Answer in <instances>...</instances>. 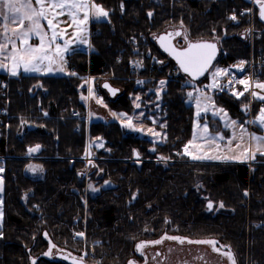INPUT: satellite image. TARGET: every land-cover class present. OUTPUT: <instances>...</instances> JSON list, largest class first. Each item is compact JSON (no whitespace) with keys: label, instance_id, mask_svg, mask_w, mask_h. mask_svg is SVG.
Instances as JSON below:
<instances>
[{"label":"trees","instance_id":"trees-1","mask_svg":"<svg viewBox=\"0 0 264 264\" xmlns=\"http://www.w3.org/2000/svg\"><path fill=\"white\" fill-rule=\"evenodd\" d=\"M94 2L110 15L106 20H92L89 53L68 56L69 70L75 76L1 74L7 86L1 99L6 114L0 155L8 157L0 160L4 168L0 264H32L33 260L36 264H68L56 258L55 253L43 255L49 251V242L56 246L52 252L83 256L91 263L127 264L136 255V243L164 235L214 238L229 248L235 264H264V156L257 155L255 164L248 166L239 162L192 161L182 155L183 145L191 136L194 107L188 101L187 86L167 78L174 63L154 40L156 34L178 29L182 22L189 40L218 42L216 64L223 66L248 53L246 37L242 36L248 20L238 11L250 3ZM150 11L151 17L147 15ZM233 12L237 21L228 19ZM257 25L264 27L259 20ZM154 56L160 58L159 62L150 64ZM137 61L142 65L137 66L140 76L148 73L149 65L154 70L149 72L156 77L154 82L145 81L144 85L157 84L158 77L166 78L160 98L161 121L166 126H158L165 132L164 141L154 143L147 136L127 131L116 120L93 118L87 127L83 123L80 130H74L77 120L71 112L85 111L81 96H86L87 73L99 75L108 67L115 71L119 80L114 82L125 84L127 93L114 100L103 99V103L111 110L132 111L128 86L136 81L123 77ZM205 79L206 76L199 82ZM213 95L216 105L245 121L247 116L241 107L247 96L237 98L217 90ZM256 103L253 100L254 106ZM97 137L102 138L104 146H89ZM37 144L41 145L37 157H26L28 148ZM133 149L140 153L139 163L132 155ZM86 150L94 158L92 165L83 160ZM160 156L167 160L160 161ZM32 162L43 171L39 177L27 173ZM88 184L96 186L98 192H91ZM209 201L213 203L211 211L207 209ZM220 203L223 208H219ZM78 232L84 236L76 237ZM90 248L98 258L91 256Z\"/></svg>","mask_w":264,"mask_h":264},{"label":"snow or ice","instance_id":"snow-or-ice-1","mask_svg":"<svg viewBox=\"0 0 264 264\" xmlns=\"http://www.w3.org/2000/svg\"><path fill=\"white\" fill-rule=\"evenodd\" d=\"M249 3L258 5V16L261 21H264V0H249ZM124 10V5L121 3V11ZM253 9L249 8L244 10L241 15L249 14ZM69 18V27L73 28L72 40L65 39L67 29L58 30V25L60 23L59 18L65 16ZM110 13L102 5L97 4L94 0H0V70L6 71L9 75L15 77L20 74L22 70L24 73H53L61 72L67 75L75 76V72H66L64 54L69 51L70 44H87V24L91 19L97 21L102 19H107ZM149 17L153 15L150 11L147 13ZM51 17V18H49ZM229 20L237 21L238 17L233 12L228 16ZM47 22V29L51 32V36H48V31H45L44 26L41 21ZM13 25V27H10ZM180 28L183 29V23L181 22ZM251 29H246L245 33L250 34ZM186 41H188L187 30H175L173 32H168L164 35H160L157 39L161 43V47L165 51L169 52L170 55H174L177 63L185 73L195 80L198 76H203L206 72H209L213 67L212 62L216 57L217 45L216 43L210 41H197L188 42L187 47L182 50H177L171 45V38L182 36ZM31 36H36L39 38V44L33 46L29 43ZM64 40L63 45L57 43V40ZM19 42V43H18ZM54 46V47H53ZM136 66H142L139 61L134 62ZM162 63V62H161ZM245 61L241 60L238 64L232 67L239 71H242L245 66ZM212 82L206 86L207 89H221L232 88L233 85H241L242 90H232L231 94L237 98L245 96V94H250L254 100L261 101V107L253 120L247 121L248 124H257L261 129H264V81L252 80L251 77H245L244 79H230L227 84H222L220 78L223 76L230 75L229 68H214L210 73ZM95 79V78H90ZM86 81V83H90ZM137 83H144L143 81H137ZM187 83H191L188 81ZM166 84L165 80L159 82V88L156 91L157 99L160 98L161 91L164 89ZM39 86V85H38ZM107 88L113 95L116 94L118 89L111 88L107 83L103 85ZM259 90V91H257ZM32 91V89H29ZM196 93V115L200 116L201 112L212 111L214 116H219V119L224 122L226 128H231L233 130V136L229 140L228 145H226L227 153L225 154L224 148L219 144L218 141L223 140L224 137L220 133L212 135L209 130V125L205 122L202 126L197 122L193 125V136L192 139L184 145L182 155L190 157V159L196 160H220V161H238L246 162L249 160H255L257 155L264 156V134L257 135L254 132H249L244 124L236 120H232L228 117V113L222 109L217 108L215 103H209L212 101V97L207 95L201 89H194ZM194 92H189L187 95L192 98ZM81 99L87 102L89 99H95L97 104H103L102 99H97L93 87H88V95L81 96ZM140 97H135L134 107L140 108V104L136 103L139 101ZM249 109V104L244 105V110ZM47 115V113H45ZM92 112H89V117L93 116ZM110 115L114 119L121 121V126L123 128L131 129L133 131L142 132V128L135 127L133 124L134 117L129 116L127 113H116L110 112ZM144 116V113L140 114ZM135 119H139L136 117ZM22 123H25L22 121ZM155 123V121H153ZM166 125H160L164 128ZM237 128L239 129V134H236ZM147 132L153 137L154 143L162 139L161 133L156 132L154 129L149 128ZM200 140L203 143L197 144L196 141ZM247 140V146H245V141ZM235 142V148L231 147V144ZM91 144H95L97 147H103L102 138L97 137L95 141H91ZM41 148V145L37 144L35 146L28 148V154L31 155L36 153ZM207 149V151H205ZM155 147L151 151H155ZM91 155L90 152L86 150V156ZM133 157L136 158V162H140V153L136 150H132ZM160 161H166L167 158L160 156L158 157ZM89 165H92V160H88ZM28 170L36 173L37 171H42L38 165H29ZM4 172L3 166H0V173ZM83 175V173H81ZM105 183H109L105 181ZM89 189L92 191H98L91 184H89ZM4 190L3 176L0 175V193ZM248 193L245 192V195ZM136 194H133V199H135ZM3 199L0 198V220L3 219L4 213L2 210ZM224 204L220 203L219 208H223ZM207 209L209 211L213 210V203L209 201L207 204ZM77 236H84V233L78 232ZM47 236V233H45ZM0 237H3V232L0 231ZM165 239L177 241L181 244L195 243V244H206L211 245L213 251L219 252L220 249L216 247L218 243L215 240H191L185 237L179 236H169L164 235L160 239L148 242H139L135 245V251L144 255V248L148 244H161ZM50 243L49 251L43 253L45 256L51 255L52 249L55 245ZM225 247V246H222ZM222 255L226 256L232 264H235L233 255L231 251L223 252ZM159 255V253H157ZM67 258V257H65ZM84 257L81 256L79 261L77 258L73 257V264H83ZM32 264H36L35 260ZM128 264H136V261L129 260ZM145 264H147V258H145Z\"/></svg>","mask_w":264,"mask_h":264},{"label":"rangeland","instance_id":"rangeland-1","mask_svg":"<svg viewBox=\"0 0 264 264\" xmlns=\"http://www.w3.org/2000/svg\"><path fill=\"white\" fill-rule=\"evenodd\" d=\"M248 5H252V6L257 8V5H255L253 3H250ZM102 20H104V19H102ZM102 20H99V21H102ZM94 21H95V19H94ZM190 40H193V39H190ZM245 41L247 42V46L249 47L250 39H249L248 36H246V40ZM176 44L181 46L183 44V40L181 38L177 39ZM254 44L257 46V40L254 41ZM159 59H160L159 57L154 56L153 58H151L149 60V63L150 64H152L153 62L157 63V62H159ZM239 59L240 58H236V59L232 60L231 63H236ZM224 66L229 68V67H231L233 65L228 63V64H225V65L222 66L220 64H216V62H215V64H213V67L210 69V71L206 73V75H205L206 79L204 80V82L207 85H209L212 82V78H211V75H210L211 71L214 70V68H225ZM133 68L136 69L135 72H132ZM153 71L154 70L151 69V66L149 65L148 66V73L145 76H140V74L138 73L137 66L135 64H133L131 66V70L127 73L126 76L123 77L125 80H130L131 79L133 81H136L135 85L131 84L130 86H128V89L130 90V92L128 93V96H129V98L131 100V103L133 104V108H132L131 112H126V111H120L119 112V111H116V110H111L107 106L105 107L103 105L97 104L95 99H89L88 100L89 111H88V108H85V113L87 114V112H88V114H89V112H92L94 115H93V117L92 116L89 117L87 123H89V121H91L93 118H95V119L102 120V121L103 120H106V121H108V120H116V121H118L121 124V121L118 120V119H114L110 115V112H116V113L123 112V113H127L129 116H133L134 117L133 124L135 125V127L143 129L142 132H138V133L144 135L145 137L147 136L151 140H153V137L147 132V129L152 128L156 132L161 133L162 139L160 141H157V142L164 141L165 132L159 128L160 125H164V123L161 121V117H162V114H163V111L161 109V102H160L161 95H160V98L157 99L156 91L159 88V82L161 80L166 79V78H164V76L162 78L158 77L157 78L158 82L155 85H152V83L150 85H147V83L145 85H144V83H139V84L137 83V81H143V82H145V81L150 82L151 81V82H154L153 79L156 78V77L153 76L152 73H149V72H153ZM91 78H95V79H91V80L89 79L90 83H86L87 80L85 81V86H86L85 95L86 96L88 95V87L89 86L93 87L97 99H102V100L104 99L105 101H107L109 99L114 100V98H117V96L121 95V93H124V92L127 93L125 84L120 86L116 82H114L115 79L119 80L118 79L119 76L110 67H108V69H106V68L103 69L102 72L99 75L95 74V76H93ZM244 78L245 77H241L240 79H244ZM262 79H264V78H262ZM262 79L258 78V79H252V80L264 81ZM104 80L110 81V83L112 85H114L115 87L119 88V92L116 93L114 95V97L110 98L108 96L107 91L105 89H103L102 87H100V84ZM186 80L192 82V80H190L188 78ZM98 87H100L102 90H104L105 93L104 94L101 93L99 91ZM242 87L243 86H241V85H237V89L236 90H242ZM139 90H142V91H139ZM213 91H214L213 89H211V90L208 89V92H206L207 95H210L212 97V101H210L209 103L214 102ZM257 91H259V90H257ZM188 92H190L189 88H188ZM219 92H225V93H228V94L231 93L229 91H219ZM137 96L140 97V100L136 101V103L140 104V108H135L134 107V99ZM246 96L248 97V99H246L244 101V103H243V105L241 107L243 113H245L246 116H247V118L245 119L244 122H241L238 119L232 117L228 113V111L226 109H224L223 107L218 106L216 104L215 105H216L217 108L224 109L228 113V117L230 119L236 120L238 122V124H240V123L244 124L249 132H254L257 135H262V134H264V129H261L257 124H248L247 123V121L253 120L255 118L256 114L258 113L257 110L259 109L260 105L257 102L256 105L252 107V111H251L250 110V106H251L250 103L251 102L253 103L254 99L251 97L250 94H245L244 97L246 98ZM188 101L194 107V113H193V119H192V130H191V136H190L189 140H191L192 136H193V125H194V123L198 121V123L202 126L205 122H207L208 125H209V130L212 133V135H215L216 133H220L224 137L223 140H220L218 142L222 146V148H224L225 154H229V153H227V149H226L225 146L228 145L229 140L232 138L233 130L231 128H226L224 126V122L219 119V116H214L212 114L211 110L207 111V112H203L202 111L200 116L197 117V115H196L197 107H196L195 96H193L192 98H189ZM106 104H107V102H106ZM245 104H249V109L247 111L244 110V105ZM77 111H79V110H77ZM141 113H144V116H141L140 115ZM136 117H139V119H135ZM201 117H203V119ZM208 117L209 118H215L216 120L214 119V120H210L209 121ZM153 121H155V123H153ZM211 121H212V123H211ZM125 129L127 131H129V132H137V131H133V130L127 129V128H125ZM236 134L237 135L239 134V129L238 128L236 130ZM188 141L185 144H187ZM196 143L197 144H201L203 142L200 141V140H197ZM184 145H183V148H182V153H183ZM245 146H247V140L245 141ZM231 147L235 148V142H233L231 144ZM205 151H207V149H205ZM88 152H89V150H88ZM36 154H37V152L33 153L32 155L36 156ZM27 156H29V155H27ZM6 157H8V156L7 155L6 156L0 155V160H4ZM89 158L94 160V158H91L90 155H87V156L83 157V160L85 162H87L89 160ZM188 158L190 159V157H188ZM190 160H192V159H190ZM192 161H194V160H192ZM196 161H201V160H196ZM221 162H223V161H221ZM225 162H233V161H225ZM255 162H256V160H249V161H246V162H239V163H244V164H247L248 166H252V164H255ZM29 165H38V164H31L30 163ZM0 166H2V165L0 164ZM29 172H30V175L38 176V174H41L43 171H37L36 173H33V172H31V171H29L27 169V173H29ZM0 175H1V173H0ZM0 198H2V193H0ZM1 221L2 220H0V225H1ZM170 236H176V235H170ZM160 238H158V239H160ZM207 239H211V240L217 241L214 238L191 239V240H207ZM143 242H148V241H143ZM222 246H225V245L220 244L218 242L216 244V247L219 248L220 251L216 252V251H213V248H212L211 245L195 244V243L190 244V243H187V242L181 244V243H179L177 241L165 239L161 244H158V245H156V244H148L143 250V252H144L143 256L140 253H137L135 251L136 255L133 258H130L129 260H134V261H136V264H137V262L142 261L144 259V257H146L147 255L148 256H152L153 254H155L157 252L158 249H160V255L162 253H165V255H166L165 261L163 262V264H183L184 261L188 262V261H193V260L196 262V264H232V262L229 261V259L226 256L221 254L223 252L229 251V248L227 246H225V247H222ZM92 252L94 253V255L92 254ZM54 253H55V251H53L51 253V255L54 254ZM89 253L91 254V256L97 257L96 253L94 251H92V248L89 249ZM157 258H159V256H157ZM127 264H128V262H127Z\"/></svg>","mask_w":264,"mask_h":264},{"label":"built area","instance_id":"built-area-1","mask_svg":"<svg viewBox=\"0 0 264 264\" xmlns=\"http://www.w3.org/2000/svg\"><path fill=\"white\" fill-rule=\"evenodd\" d=\"M249 8L253 9V11L249 14L242 15V16H245L248 20L247 29L252 30L250 34H246L245 30L243 31L244 37L248 36L250 39L248 55L245 58L239 59L236 63H230L231 65H236L239 63V61L244 60L246 62L244 69L242 71H239L232 66L229 67L230 75L223 76L221 78L220 82L222 84H227L228 81L233 78L240 79L241 77H251V79H258V78L264 77V27L257 25V22H256L257 8L252 5L243 6L239 9L238 14L241 15V13L244 12V10L249 9ZM255 40L260 42V44L256 46L254 44ZM132 70H133L132 72L136 71L135 68H133ZM87 77L91 78L93 76L88 74ZM168 78L180 81L182 86H187L188 84L187 83L188 81L181 77L180 73L178 72L175 66L172 67ZM6 86H7V80L0 74V137L3 134L2 123H3L4 116L6 114V107L1 104V99L3 95L5 94ZM194 89H201L204 92H207L208 90L206 88V85L199 84L193 81L191 83L189 91L194 92ZM236 89H237V85H233L232 88L226 87L223 90L217 88L218 91H229V92H232V90H236ZM195 95L196 93L194 92L193 96ZM250 105H251L250 110L252 111V107H253L252 102L250 103ZM260 107L261 106H259V109ZM71 116L77 120V124L74 126V130L76 131L80 130L82 124L88 121V115L86 113H83L77 110H73L71 112ZM92 254L94 255L93 252Z\"/></svg>","mask_w":264,"mask_h":264},{"label":"crops","instance_id":"crops-1","mask_svg":"<svg viewBox=\"0 0 264 264\" xmlns=\"http://www.w3.org/2000/svg\"><path fill=\"white\" fill-rule=\"evenodd\" d=\"M33 3H34V0H33ZM248 6V5H247ZM49 18H51V17H49ZM59 20H60V23H59V25H58V30H60V29H67V33H66V35H65V39H68V40H72L73 39V37H72V33H73V31H74V29L73 28H71V27H69L68 26V24L70 23V21H69V18L67 17V15H65V16H61L60 18H59ZM92 20H94V19H91L89 22H88V24H87V41H88V43L87 44H79V43H76V44H70L69 45V51L68 52H66L65 54H64V59H65V68H66V72H70V70H69V66H68V60H67V58H68V56L70 55V54H72V53H74V52H85V53H89L91 50H92V44H91V34H92V32H91V22H92ZM260 21V22H262L259 18H258V16L256 15V22L257 21ZM0 23H2V21H0ZM262 23H264V22H262ZM41 24L44 26V29H45V31H48V29H47V22L46 21H44V20H42L41 21ZM10 27H13V25H10ZM0 31H2V28H0ZM48 36L50 37L51 36V32L50 31H48ZM210 40H212V39H210ZM216 41V40H215ZM39 38L38 37H36V36H31L30 37V39H29V43L30 44H32L33 46H35V45H37V44H39ZM19 43V42H18ZM57 43H59V44H61V45H63V43H64V40H61V39H59L58 38V40H57ZM54 47V46H53ZM248 49H249V47H248ZM247 55H248V53H247ZM247 55L246 56H241V57H239L240 59L241 58H245V57H247ZM0 59H3V57L2 56H0ZM0 73H3V74H6V75H9L6 71H4V70H0ZM62 75V74H66V73H61V72H53V73H48V74H44V73H24L22 70L20 71V74L19 75ZM262 79V78H261ZM262 80H264V79H262ZM231 94V93H230ZM257 102H258V104L261 106V101H259V100H256ZM85 103V108H88V111H89V103H88V101L87 102H84ZM33 146H35V145H33ZM30 147H32V146H30ZM27 155H29L28 153H27ZM26 155V157H28ZM33 157H37V156H34V155H29V158H33ZM201 161H209V160H201ZM210 161H220V160H210ZM225 162V161H224ZM233 162H235V161H233ZM236 162H238V161H236ZM31 164H36L35 162H32ZM92 185V184H91ZM88 186H89V184H88ZM94 188H96V189H98L96 186H94V185H92ZM88 189H89V187H88ZM91 192H93V193H96V192H98V191H92L91 189H89Z\"/></svg>","mask_w":264,"mask_h":264},{"label":"water","instance_id":"water-1","mask_svg":"<svg viewBox=\"0 0 264 264\" xmlns=\"http://www.w3.org/2000/svg\"><path fill=\"white\" fill-rule=\"evenodd\" d=\"M245 1L249 2V0H245ZM257 8H258V5H257ZM262 22H264V21H262ZM175 30H181V31H183L181 28H178V29H168V30H165V31H162V32L156 34V35L154 36V40H155L156 44L158 45V47L160 48V50H162L165 54H167V56H168L170 59H172V61H173V62L176 64V66L178 67L179 71H180L181 73H183L184 75H186L188 78L192 79L191 76H189V75H188L187 73H185L182 69H180V66H179V64L177 63V60L175 59L174 55H170L169 52L165 51L164 48L161 47V43H160V41L157 39V37H159L160 35H164V34H166V33H168V32H173V31H175ZM179 38H181V39L183 40V44H182L181 46H179V45L176 44V40L179 39ZM189 41H190V42H197V41H210V42L216 43V45H217V53H216V57H215V59L213 60L212 64L216 61V59H217V57H218V55H219V52H220V48H219L218 42L215 41V40H210V39L189 40V39H188V41H186V40L184 39L183 35H182V36H179V37H173V38H171V45L174 46L177 50H182V49H184V48L187 47V44H188ZM206 73H207V72H206ZM206 73H205L203 76H198L195 80L201 79L202 77H204V76L206 75ZM105 83H107L111 88L118 89V91H117L116 93L119 92V88H118V87H115V86L112 85L109 81H103V82L101 83V87H102L103 89H105V90L107 91V93H108L110 96H114V95H113V94H112L107 88H104V87H103V85H104ZM54 256H55L56 258H60V259H62V260H65L68 264H73V260H72L73 257L77 258V260L79 261V257L72 256V255H69V254H67V253H63V252H55ZM65 257H67V258H65ZM83 264H91V263H89L88 261H86V260L83 259Z\"/></svg>","mask_w":264,"mask_h":264},{"label":"flooded vegetation","instance_id":"flooded-vegetation-1","mask_svg":"<svg viewBox=\"0 0 264 264\" xmlns=\"http://www.w3.org/2000/svg\"><path fill=\"white\" fill-rule=\"evenodd\" d=\"M157 253H159V255H157ZM157 256H159V258H157ZM161 256V257H160ZM165 253H162L160 255V249L157 250V252L155 254H153L152 256H146L144 257V259L140 262H137V264H145V258H147V264H163V262L165 261ZM196 264V262L193 261H184L183 264Z\"/></svg>","mask_w":264,"mask_h":264},{"label":"bare ground","instance_id":"bare-ground-1","mask_svg":"<svg viewBox=\"0 0 264 264\" xmlns=\"http://www.w3.org/2000/svg\"><path fill=\"white\" fill-rule=\"evenodd\" d=\"M167 78H168V77H167ZM261 78H264V77H261ZM192 82H193V81H192ZM192 82H191V83H192ZM191 83H190V84H189V83L187 84V89H188V88L190 89ZM263 224H264V223H263Z\"/></svg>","mask_w":264,"mask_h":264}]
</instances>
